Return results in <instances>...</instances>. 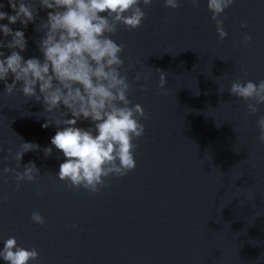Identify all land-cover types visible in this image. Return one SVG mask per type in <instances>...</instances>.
Listing matches in <instances>:
<instances>
[{
	"label": "water",
	"instance_id": "obj_1",
	"mask_svg": "<svg viewBox=\"0 0 264 264\" xmlns=\"http://www.w3.org/2000/svg\"><path fill=\"white\" fill-rule=\"evenodd\" d=\"M0 4L14 14L8 0ZM144 10L140 27L121 24L112 36L123 45L129 99L147 113L141 118L145 133L136 141L137 166L109 178L99 193L69 190L58 178L65 158L51 145L57 128L42 125L55 122L59 110L47 113L19 90L9 95L0 82V169L23 170L34 161L41 172L18 191L14 174L0 176V248L15 236L21 246L39 251L30 264H264V144L256 124L264 105L249 114L247 102L228 91L244 77L242 66L245 80H264V0H235L221 17H227L224 40L207 0L198 8L180 0L176 9L153 0ZM243 20L247 28H241ZM36 24L11 25L25 32V59L41 56ZM245 33L253 37L247 44ZM157 68L167 74L165 90ZM137 72L148 79L136 81ZM22 142L40 147L26 152L21 165L5 160L7 150L14 155ZM49 146L53 153L45 158ZM34 210L44 225L31 220ZM0 264L6 262L0 258Z\"/></svg>",
	"mask_w": 264,
	"mask_h": 264
},
{
	"label": "clouds",
	"instance_id": "obj_2",
	"mask_svg": "<svg viewBox=\"0 0 264 264\" xmlns=\"http://www.w3.org/2000/svg\"><path fill=\"white\" fill-rule=\"evenodd\" d=\"M190 2L193 7L200 6V0ZM234 2L207 0L221 40L228 36L224 28L227 17L221 18L222 14ZM152 3L153 0H38L37 4L34 0H8L14 14L0 10V21H8L0 23L4 37L0 39V82H4L9 95L19 90L25 97L42 103L47 113L59 110L55 122L46 119L42 126L57 128L51 145L65 158L57 174L69 190L83 188L97 194L109 186V178L127 176L137 166L136 141L145 133L141 118H147V113L142 104L133 105L129 99L132 85L124 74L123 45L112 36L121 24L129 29L140 27L147 15L144 8ZM164 6L179 8L180 0H164ZM4 7L0 4V9ZM41 11L46 16H40ZM38 16L41 19L36 24ZM17 23L23 28L29 23L36 24V30L42 33L37 41L40 57L25 59L22 55L28 41L23 28L11 27ZM247 27V20L241 21V28ZM252 39L248 33L243 36L245 44ZM157 70L161 73L158 86L165 90L167 74ZM241 71L246 77V68L242 66ZM244 77L233 81L228 91L246 101L248 113L254 115L264 105V80L257 83ZM142 78L148 79L143 72H137L135 80ZM140 87L146 90L145 85ZM80 120L91 121V126L78 127ZM256 124L257 139L264 144V115L258 117ZM39 147L36 143L22 142L20 151L13 155L12 149H8L4 159H14L21 165L24 154ZM4 150L0 145V152ZM43 152L48 158L53 147H45ZM10 173L14 174L17 191L23 181H34L41 174L34 161L23 165V170L11 165L0 169V176ZM31 220L39 225L46 223L38 210L32 212ZM66 226L79 228L75 224ZM0 258L6 264H30L39 258V251L21 246L11 236L0 248Z\"/></svg>",
	"mask_w": 264,
	"mask_h": 264
}]
</instances>
